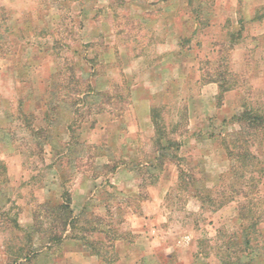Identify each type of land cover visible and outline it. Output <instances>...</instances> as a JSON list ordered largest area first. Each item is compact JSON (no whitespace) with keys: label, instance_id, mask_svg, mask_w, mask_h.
<instances>
[{"label":"rangeland","instance_id":"obj_1","mask_svg":"<svg viewBox=\"0 0 264 264\" xmlns=\"http://www.w3.org/2000/svg\"><path fill=\"white\" fill-rule=\"evenodd\" d=\"M237 258L264 264V0H0V264Z\"/></svg>","mask_w":264,"mask_h":264},{"label":"trees","instance_id":"obj_2","mask_svg":"<svg viewBox=\"0 0 264 264\" xmlns=\"http://www.w3.org/2000/svg\"><path fill=\"white\" fill-rule=\"evenodd\" d=\"M70 81H71L70 83L73 84L72 88L73 87H76L77 94H79L81 92L87 93V92H89V91L92 90V88L89 86V84L84 83L80 79H75L74 77H71V80ZM118 88H119V85H115L114 86V90H118ZM124 89L126 90L125 92L127 93L128 92L127 86H125ZM219 90H220V92H222L223 89L221 88V86H219ZM101 95H102V98H104V100L101 101V105H103V104L104 105H107L109 107V109H111V110L112 109H114V110L115 109H117V110H120L121 109V108H118L120 106L119 103L121 101V96L120 95H117V94H114V93H112V94L111 93H106V92H104ZM155 113H154V109L151 110V116L153 118L154 125H156V127H155V136H156L155 142H160V139L163 136V131L160 128V126L158 125V122H156V114ZM254 118L255 119H261V116L260 115H255ZM23 120H24V122L26 124L25 126H27V127L29 126V129H32L31 128V125L29 123V119L24 118ZM32 131H34L35 134H39V132H41L40 130H32ZM168 143H170V142H168ZM161 149H166V147L162 146ZM244 155L245 154H243V156H242L243 159H244ZM179 177H180V175H179ZM52 209L53 210H58V212H59V213L55 214L52 217V220L53 221L59 222L58 224H63L64 225V224L68 223L69 225L72 226V225L75 224V222L78 221V219H76L75 217H67V216L64 217L63 216V213L62 212L65 211V210H67V209H69V205L68 204L63 203V204H60L59 206H56V207H54ZM51 237H52L51 239H53L55 241L61 240V236H56V234L53 235V236H51ZM79 239H84V238H82V236H79ZM25 259H26V257H25ZM235 261H236L235 262L236 264H241V262L239 261V258H237Z\"/></svg>","mask_w":264,"mask_h":264},{"label":"crops","instance_id":"obj_3","mask_svg":"<svg viewBox=\"0 0 264 264\" xmlns=\"http://www.w3.org/2000/svg\"><path fill=\"white\" fill-rule=\"evenodd\" d=\"M209 89V93L211 94H216L217 93V86H215V84H212L211 85L209 84V86H207V88H205V90H203V93H205V91H207Z\"/></svg>","mask_w":264,"mask_h":264}]
</instances>
